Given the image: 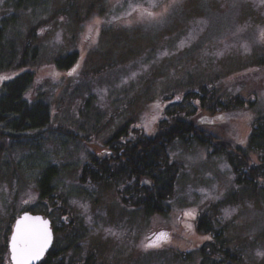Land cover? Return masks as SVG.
<instances>
[{"label": "rangeland", "instance_id": "rangeland-1", "mask_svg": "<svg viewBox=\"0 0 264 264\" xmlns=\"http://www.w3.org/2000/svg\"><path fill=\"white\" fill-rule=\"evenodd\" d=\"M4 1L0 16L6 18L13 9ZM44 5L17 12L14 25L24 34L33 28L38 33L41 57L26 94L30 101L48 103L53 122L31 132L36 136L23 145L0 134V264H10L13 224L26 211L49 214L54 241L64 237L55 229L71 222L66 228L75 239L71 256H94L98 264H214L223 253L203 257L202 248L214 251L212 238L196 223L207 212L226 226L223 240L239 258L220 264H264L257 255L264 252V186L258 193L237 186L227 155L174 143L169 152L181 172L167 215L145 216L125 204L122 181L94 185L80 179L92 154L106 156L115 132L128 127L133 138L150 135L166 110L185 119L196 109L190 119L206 125L229 151L246 147L253 123L264 117V73L243 84L230 81L264 69V0H45ZM71 52L78 53L75 66L59 68L55 60ZM10 76L0 73V96ZM204 87L212 89L210 102L239 96L245 104L211 114L198 97L172 102ZM255 162L253 156L245 168ZM51 165L58 169L54 197L40 201L38 180Z\"/></svg>", "mask_w": 264, "mask_h": 264}, {"label": "trees", "instance_id": "trees-1", "mask_svg": "<svg viewBox=\"0 0 264 264\" xmlns=\"http://www.w3.org/2000/svg\"><path fill=\"white\" fill-rule=\"evenodd\" d=\"M44 1L5 0L3 6H12L13 11L6 18L0 16V73L12 72V76L1 86L0 134L6 136L9 143L17 145H23L25 138H34L36 133L31 132L48 127L53 122L48 103L42 99L30 101L26 94L29 86L35 81L32 67L41 57V49L36 42L38 33L33 28L24 34L17 25H14L17 12H36L37 6L43 7L44 10ZM63 13L65 12L61 11L58 14L63 16ZM77 14L71 12L68 16L77 17L79 20ZM77 60L78 53L71 52L57 58L55 63L63 70H70ZM260 65L264 66V55ZM260 73H264L263 67L252 73L234 77L230 82L243 84L250 77L257 78ZM193 97H198L201 106L211 114L232 110L245 104L239 96H236L235 100L229 98L225 101L218 99L210 102L214 97L213 92L206 87L199 92H188L180 98L174 97L172 102L177 101L179 104ZM165 113L166 117L159 118L155 131L150 135L143 133L133 138L128 136V127L115 132L106 142L109 149L105 148L106 156L105 153L92 154L89 161L82 165L81 182L100 185L122 181L126 192L122 193L125 204L141 209L145 216L167 215L170 213L168 203L176 191L181 172V166L173 161L169 149L180 141L188 146L193 143L203 145L209 149L211 156L227 155L237 186L249 187L257 193L261 189L260 184L264 186V182L259 181L261 177L264 179V117L253 123L246 147L237 146L234 151H229L214 132L204 128L206 125L190 119L197 115L196 109L185 119L176 116L175 110H166ZM134 132H139V129H135ZM253 156H256L257 162L246 169L245 165ZM57 174L58 169L55 165H51L42 173L38 180L40 201L51 200L54 197L53 182ZM44 216L48 217L49 214ZM196 223L200 233L212 238L214 251L208 252L206 248H202L203 257L208 260L213 258L216 252H222L223 256L215 258L214 264H220L225 259V262L239 259L233 251L227 249V241L223 240L226 226L221 227V222L207 212H203ZM70 224L71 222L68 225ZM68 225H65L63 230L55 229L56 235L60 232L64 234L63 240L60 242L55 239L51 250L39 264H98L94 256L78 260L71 256L73 250L70 249L75 239L66 234Z\"/></svg>", "mask_w": 264, "mask_h": 264}, {"label": "snow or ice", "instance_id": "snow-or-ice-1", "mask_svg": "<svg viewBox=\"0 0 264 264\" xmlns=\"http://www.w3.org/2000/svg\"><path fill=\"white\" fill-rule=\"evenodd\" d=\"M49 240L50 234L46 223L43 225L34 224L26 226L18 222L17 234L13 237V258L17 261V264H29L31 260L40 257L45 252ZM257 255L264 256V252H258Z\"/></svg>", "mask_w": 264, "mask_h": 264}, {"label": "water", "instance_id": "water-1", "mask_svg": "<svg viewBox=\"0 0 264 264\" xmlns=\"http://www.w3.org/2000/svg\"><path fill=\"white\" fill-rule=\"evenodd\" d=\"M18 222L22 223L26 226H31L34 224L43 225L46 223L47 230L50 234V240L45 252L38 258L33 259L29 262V264H39L47 255V253L51 250L54 244V230L52 227V222L48 217H45L42 214H33L31 212H23L21 213L14 221L12 232L8 241V249H9V263L10 264H17V261L13 258L14 253L12 252V245H13V237L17 234V224Z\"/></svg>", "mask_w": 264, "mask_h": 264}]
</instances>
